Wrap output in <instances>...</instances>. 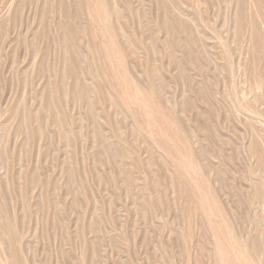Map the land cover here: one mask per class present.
Instances as JSON below:
<instances>
[{
    "label": "rangeland",
    "instance_id": "rangeland-1",
    "mask_svg": "<svg viewBox=\"0 0 264 264\" xmlns=\"http://www.w3.org/2000/svg\"><path fill=\"white\" fill-rule=\"evenodd\" d=\"M225 254L264 264V0H0V264Z\"/></svg>",
    "mask_w": 264,
    "mask_h": 264
},
{
    "label": "bare ground",
    "instance_id": "bare-ground-1",
    "mask_svg": "<svg viewBox=\"0 0 264 264\" xmlns=\"http://www.w3.org/2000/svg\"><path fill=\"white\" fill-rule=\"evenodd\" d=\"M204 202H205V201H204ZM222 248H223V247H222ZM223 250H225V249H223ZM225 255H226V254H225ZM224 259H225V262H226V261H229V262H231V263L233 264V262H232L233 260H231V258H229V256L226 255Z\"/></svg>",
    "mask_w": 264,
    "mask_h": 264
}]
</instances>
